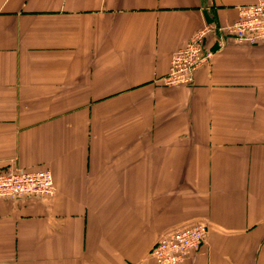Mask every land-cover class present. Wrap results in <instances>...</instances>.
Returning a JSON list of instances; mask_svg holds the SVG:
<instances>
[{"label": "crops", "instance_id": "1", "mask_svg": "<svg viewBox=\"0 0 264 264\" xmlns=\"http://www.w3.org/2000/svg\"><path fill=\"white\" fill-rule=\"evenodd\" d=\"M255 0H0V174L48 170L50 198H0V264H264V43L225 37L190 86L173 53Z\"/></svg>", "mask_w": 264, "mask_h": 264}, {"label": "built area", "instance_id": "2", "mask_svg": "<svg viewBox=\"0 0 264 264\" xmlns=\"http://www.w3.org/2000/svg\"><path fill=\"white\" fill-rule=\"evenodd\" d=\"M212 35L217 37V49L224 47L225 37L249 46L264 43V0L239 7L237 19L225 28L207 25L194 33L183 48L173 53L169 72L160 83L168 88L192 85L195 73L212 60L214 51L207 46ZM55 192L48 170L0 174V198H50ZM207 235L208 227L203 223L184 227L160 237L149 256L155 264H181L201 248Z\"/></svg>", "mask_w": 264, "mask_h": 264}]
</instances>
